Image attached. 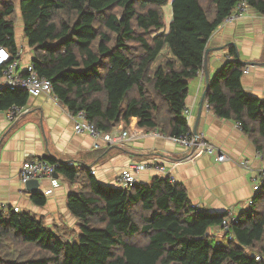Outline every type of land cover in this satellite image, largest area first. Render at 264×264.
I'll return each mask as SVG.
<instances>
[{"label":"trees","instance_id":"obj_1","mask_svg":"<svg viewBox=\"0 0 264 264\" xmlns=\"http://www.w3.org/2000/svg\"><path fill=\"white\" fill-rule=\"evenodd\" d=\"M241 1L264 16V0H0V47L13 55L21 49L20 14L35 71L71 114L84 111L106 134L135 118L139 129L176 137L190 131L188 83L203 69L209 39ZM228 48L235 60L207 84L204 102L219 119L239 122L264 159V101L245 93L246 65ZM27 99L21 90L0 91V111ZM58 163V175L82 185L67 197L77 237L29 212L0 209V264H264V183L232 225L234 240L215 245L209 229L226 213L196 212L169 176L104 187L90 170ZM31 202L43 206L45 197L35 193Z\"/></svg>","mask_w":264,"mask_h":264},{"label":"crops","instance_id":"obj_2","mask_svg":"<svg viewBox=\"0 0 264 264\" xmlns=\"http://www.w3.org/2000/svg\"><path fill=\"white\" fill-rule=\"evenodd\" d=\"M229 46L236 48L241 62L251 66L241 77L243 90L264 101V16L248 9L242 17L222 23L215 30L207 47L211 49L207 58L209 83L226 62L235 60L229 55ZM30 57L31 53H27L23 60ZM205 87L202 69L188 83L185 105L191 113L188 126L194 134L197 124L198 137H203L226 156L221 163L204 153L189 157L190 153L170 140L171 137L139 129L135 118L127 128L120 123L108 134L118 138L115 144L107 145L99 140L100 148L94 149V140L89 135L75 133L64 105L47 93L28 97L24 106L28 112L15 123L8 121L5 111H0V203L42 218L47 227L61 234L71 232V241L77 237V221L69 214L67 197L77 194L82 185L71 183L60 175L56 185L43 180L35 193L42 194L47 189L53 192L44 196L43 206L34 205L31 184L23 185L19 180L22 161L29 153L36 158L66 163L80 173L86 169L94 171L93 176L104 187H118L116 178L129 164H147L151 168L134 174L136 183L146 184L155 177L169 176L186 189L189 202L200 205L205 213L218 214L234 209L239 214L254 197L253 184L264 171V159L257 156L255 146L235 126V121L219 119L211 110H205V102L197 120ZM121 129L130 134L137 132L138 137L120 139ZM209 233L222 237L215 227L210 228Z\"/></svg>","mask_w":264,"mask_h":264},{"label":"built area","instance_id":"obj_3","mask_svg":"<svg viewBox=\"0 0 264 264\" xmlns=\"http://www.w3.org/2000/svg\"><path fill=\"white\" fill-rule=\"evenodd\" d=\"M248 7L244 1H241L233 11L232 14L226 17L223 23H230L240 17H242L247 11ZM22 49L16 52L15 55L11 54L9 51L0 47V91L3 90H21L24 91L28 97H37L43 93L51 95L52 86L51 82L44 78L38 76L37 72L34 69V66L31 62L32 56L27 61L23 60ZM251 66L246 65L243 68L242 75L247 74L250 71ZM264 69V68H263ZM200 73V72H199ZM52 96V95H51ZM53 98V97H52ZM54 99V98H53ZM205 110L210 111L211 108L208 104L204 105ZM70 120L73 122V130L77 134L89 135L93 140V148L99 149L100 145L98 144L99 140H102L107 145H113L117 142L118 138L111 137L108 134L100 131L88 121L84 111H79L75 114H71L66 108ZM28 109L26 107H19L16 105L11 106L5 111V115L9 122L15 123L18 121L22 115L26 114ZM191 113L189 108L185 107L183 109V116L185 119H189ZM235 126L241 131L242 126L239 122L235 123ZM119 134V138L123 140H134L138 137V133L134 132L132 134L127 130H122ZM175 144L183 147L187 152L190 153L189 157L197 156L201 153L206 155L214 156L216 162H224L226 156L221 153L215 146L208 143L203 137H195L192 131L188 133L171 137ZM257 156L262 158L260 152H257ZM59 167V163H49L42 158H36L32 154H26L20 170H19V180L25 185L31 181H37L38 183L43 180H50L53 185H56V180L53 178L56 169ZM151 168L147 164L141 163H131L116 178L117 186L122 189H129L135 183L134 174L145 171ZM94 175V171H90ZM264 171H261L258 176L255 178L253 184L254 197L259 193L261 186L264 183ZM173 182V180H171ZM52 189H47L42 193L43 196H49L52 194ZM253 198L249 199L246 203L247 208L252 205ZM197 212H204L203 208L200 205H192ZM246 208V207H245ZM0 209H7V206L0 203ZM13 211H20L17 207H12ZM226 217L223 219L221 226L217 227L220 235L226 236L227 240H234V234L232 233V225L237 221L238 214L234 209L226 210ZM260 256H256V260H259Z\"/></svg>","mask_w":264,"mask_h":264},{"label":"rangeland","instance_id":"obj_4","mask_svg":"<svg viewBox=\"0 0 264 264\" xmlns=\"http://www.w3.org/2000/svg\"><path fill=\"white\" fill-rule=\"evenodd\" d=\"M162 14H163V21L165 24V29L168 30L169 22L171 21V6L170 2L167 3V5L163 6L162 8ZM20 14L17 13V22H16V39L18 45L22 43L21 49H22V56H25L27 53H31V50L29 47L25 45L24 39L22 37V22L20 19ZM227 239H224L222 237H214V244H220L222 242H226Z\"/></svg>","mask_w":264,"mask_h":264},{"label":"water","instance_id":"obj_5","mask_svg":"<svg viewBox=\"0 0 264 264\" xmlns=\"http://www.w3.org/2000/svg\"><path fill=\"white\" fill-rule=\"evenodd\" d=\"M211 49H207L205 51V56H204V65H203V70H204V76H205V82H206V86L207 84L209 83V79H208V73H207V58H208V54L210 53ZM203 102H204V95L202 96V99H201V103H200V109H199V112L197 114V120H199V116H200V112H201V108H202V105H203ZM197 120H196V123H197ZM196 129H197V124L195 125V131H194V135L195 137H198L197 133H196ZM53 178L55 180H57L59 178V175L57 173H54L53 175ZM31 184V185H30ZM27 185H30V191L31 193L35 194L36 192V189H37V186H38V182L37 181H31V183L28 182Z\"/></svg>","mask_w":264,"mask_h":264},{"label":"bare ground","instance_id":"obj_6","mask_svg":"<svg viewBox=\"0 0 264 264\" xmlns=\"http://www.w3.org/2000/svg\"><path fill=\"white\" fill-rule=\"evenodd\" d=\"M197 212V211H196ZM257 249V248H256Z\"/></svg>","mask_w":264,"mask_h":264}]
</instances>
